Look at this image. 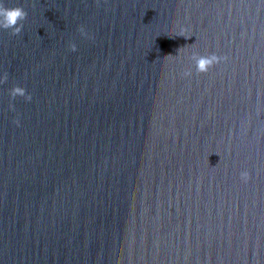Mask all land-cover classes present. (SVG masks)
<instances>
[{
  "label": "water",
  "instance_id": "obj_1",
  "mask_svg": "<svg viewBox=\"0 0 264 264\" xmlns=\"http://www.w3.org/2000/svg\"><path fill=\"white\" fill-rule=\"evenodd\" d=\"M3 4L0 264H264V0Z\"/></svg>",
  "mask_w": 264,
  "mask_h": 264
},
{
  "label": "clouds",
  "instance_id": "obj_2",
  "mask_svg": "<svg viewBox=\"0 0 264 264\" xmlns=\"http://www.w3.org/2000/svg\"><path fill=\"white\" fill-rule=\"evenodd\" d=\"M26 18L27 12L22 7H4L3 0H0V29H11L13 34L18 35L23 30V24L21 21ZM80 32L82 36H88V33L83 28L80 29ZM71 49L72 51H76L77 45L72 43ZM191 59L195 62L197 72L206 73L212 65L219 63L222 57L215 53L200 55L199 53L194 52ZM183 75L189 77L191 76V72L185 71ZM10 96L12 101H14L17 96L25 97L27 101L32 100L31 94H29L25 88L19 86H15L10 90ZM9 108L14 111L15 105L13 102H10ZM16 123L19 125V121H16ZM247 175L246 172H242L241 178L246 179Z\"/></svg>",
  "mask_w": 264,
  "mask_h": 264
}]
</instances>
